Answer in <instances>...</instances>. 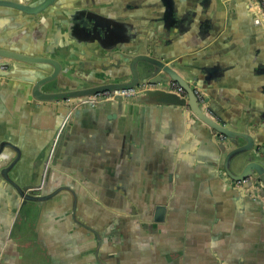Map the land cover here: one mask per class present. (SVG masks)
I'll return each mask as SVG.
<instances>
[{"label":"crops","instance_id":"crops-1","mask_svg":"<svg viewBox=\"0 0 264 264\" xmlns=\"http://www.w3.org/2000/svg\"><path fill=\"white\" fill-rule=\"evenodd\" d=\"M251 6L249 0H55L31 15L0 5V45L42 54L52 43L64 85L73 77L116 78L128 69L125 57L138 51L166 55L197 81L191 85L209 98L215 119L259 134L264 144V26ZM38 71L27 64L0 76V142L36 157L29 166L48 157L68 113L63 101L33 96ZM187 113L186 106L130 99L82 106L52 145L47 168L66 174L72 188H90L101 204H131L132 211L150 204L153 235L165 230L163 244H150L162 258L157 264H264L261 202L228 179L222 138ZM7 160L0 162V264H94L85 262L89 247L78 249L75 236L62 243L59 231L47 240L37 210L19 207L1 175ZM20 164L16 180L25 184Z\"/></svg>","mask_w":264,"mask_h":264},{"label":"flooded vegetation","instance_id":"flooded-vegetation-1","mask_svg":"<svg viewBox=\"0 0 264 264\" xmlns=\"http://www.w3.org/2000/svg\"><path fill=\"white\" fill-rule=\"evenodd\" d=\"M37 1L36 3H38ZM53 3L55 0L47 7L49 8ZM64 103L68 106V113L62 117L59 123L52 141L53 146L57 144L60 132L70 115L76 109L87 106L81 105L73 108L68 103ZM52 145L48 157L42 158V166L32 162V169L29 171L31 167L29 164L36 157L23 155L20 146L10 143V141L0 142V162L9 158L3 168L7 170V176L10 180L6 179L1 172L2 178L8 182L12 196L16 202L19 201V207L26 214H31L37 210L38 222L42 226L45 238L55 240L59 237V231H62L59 239L63 243L75 236V240L80 244L76 245L78 249L81 246L83 248L89 247L86 252L88 255L85 254L84 256L85 262L91 260L94 264H157L161 262L162 258L158 257L160 255L153 251L150 244L154 241L163 244L165 230L164 226H161L156 235H153L151 219L148 215L150 204H138L132 211L131 204L118 205L97 202L90 197V193H93L90 188H72L66 181L68 178L66 174L52 167L47 168L48 164L51 163L49 159L53 154ZM7 150L12 152L8 156L4 155ZM18 162L21 163V167L24 164L21 170L24 177L27 178L25 184H19L16 180L18 172L14 166ZM15 183L19 188L30 185L25 191L31 189L33 194L44 196V198L39 200L25 199V195L20 193L14 185ZM234 186L238 185L234 184ZM97 199L100 200V198ZM102 201L104 200L102 199ZM261 204L262 210H264V204L262 202ZM112 209L116 212H112ZM53 216L54 221L49 223L48 219ZM137 216L143 221L137 219ZM145 220H147L146 222L149 221L150 225ZM141 222H144L143 225H139ZM78 249L77 257H79ZM83 259L76 260L81 261Z\"/></svg>","mask_w":264,"mask_h":264},{"label":"water","instance_id":"water-1","mask_svg":"<svg viewBox=\"0 0 264 264\" xmlns=\"http://www.w3.org/2000/svg\"><path fill=\"white\" fill-rule=\"evenodd\" d=\"M53 1L38 0V3H36L35 0L32 3H23L19 1L0 0V5H6L21 10L24 13L37 15L42 11L45 12L48 8L47 6ZM251 8L255 12V7L251 6ZM81 23L87 26L90 25L89 21L84 19H81ZM51 45L52 43L47 46V52L42 54L18 51L0 45V76L11 75L13 69L21 68V65L29 64L35 66L39 71L33 73V96L40 100H58L63 102L67 98H74L78 95L90 94L103 89L113 90L116 88L133 87L141 82H161L163 83L161 87L141 90L133 98H130V100L139 102L148 101L181 107L186 106L188 108V116L191 113L194 114L212 133L216 134V132H220L224 135L219 147L225 153L223 164L230 181L233 182L237 179L252 175L253 178H259L264 183V144L262 137L259 134H251L247 128H240L237 123H222L206 115L203 109H201L195 95V87L191 85L193 83L196 86L198 84L197 81L194 82L184 77L181 74V66L177 61L169 60L166 55H153L138 51L134 55L125 57V61L127 60L125 66L128 69L116 78L109 79L105 75L94 77L92 80L69 77L70 79L66 78L69 81L68 85H64L62 82L63 78H65L63 77V69L60 61L53 56L54 52L50 51L52 48ZM126 75L129 77L126 78ZM106 78L108 79L106 80ZM169 79L176 81L186 90L187 99L179 97L174 92L168 91L165 88L164 83ZM202 97L207 104V109L213 110L210 107L209 98L206 97L205 93H202ZM120 99L128 100L117 97L114 101ZM114 101H104L101 103ZM1 172L6 179H9L7 170L3 168ZM14 185L22 195H25V199L39 200L44 198V196L33 194L31 189L25 191L30 185H25L22 188H19L16 183ZM249 185L250 183L246 184V186ZM235 187L240 188L248 196L243 186ZM158 210H162V207L158 206ZM159 218L161 217L156 215V219Z\"/></svg>","mask_w":264,"mask_h":264},{"label":"built area","instance_id":"built-area-1","mask_svg":"<svg viewBox=\"0 0 264 264\" xmlns=\"http://www.w3.org/2000/svg\"><path fill=\"white\" fill-rule=\"evenodd\" d=\"M249 2L253 7H255V22L264 26V0H249ZM162 84L163 83L161 82H141L140 84L133 87L116 88L113 90L103 89L94 93L78 95L74 98H67L65 99V102L73 108L81 105L95 106L98 103L104 101H114L117 99V97L130 99L133 98L137 94V92L141 90L161 87ZM164 85L168 91L174 92L179 97H184L187 99L186 90L176 81L169 79L164 83ZM194 92L204 113L206 115H209V117L214 118L212 113L207 109V104L202 97V91L199 88L195 87ZM216 134H218L222 139L224 138V135L222 133L216 132ZM248 183H250V185L246 186V184ZM234 184L243 186L245 192L251 198L258 199L264 204V183L261 179L253 178L252 175H248L242 179L235 180Z\"/></svg>","mask_w":264,"mask_h":264}]
</instances>
